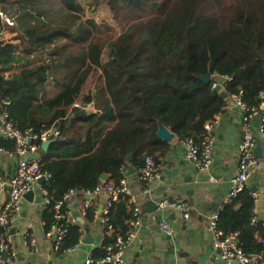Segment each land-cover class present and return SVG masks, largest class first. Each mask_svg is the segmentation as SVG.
<instances>
[{
	"label": "trees",
	"instance_id": "16d2710c",
	"mask_svg": "<svg viewBox=\"0 0 264 264\" xmlns=\"http://www.w3.org/2000/svg\"><path fill=\"white\" fill-rule=\"evenodd\" d=\"M95 2H103L123 25L107 54L97 42L96 23L83 20L79 0H0L1 6L27 4L31 9L27 14L49 19L24 29L18 35L20 46L0 42V91L10 100L14 125L39 133L53 125L61 130L47 150L40 148L41 168L52 175L43 184L53 198L42 213L45 235L56 223L54 204L71 189L93 193L103 183V174L109 176L106 183L117 185L123 169L143 168L147 156L159 164V155L166 157L171 149L158 136L159 122L179 141L192 138L201 143L205 123L225 111L228 97L242 91L247 105L258 106L264 91V0ZM45 3L55 5L54 15L42 10ZM93 72H100L101 85L96 94L85 93ZM208 74L211 80L205 83L202 77ZM224 76L231 80L212 89L216 78ZM50 82L63 90L56 101L60 106L51 114L38 105ZM94 97L101 115L71 112L76 101L84 110ZM41 110L49 121L40 117ZM0 149L13 152L15 144L0 136ZM251 191L226 203L218 221L225 233H238L248 255L264 251L259 240L264 234L262 221L251 223L255 204ZM130 206L129 197L121 195L110 207L108 217L115 230L111 237H103L94 257L104 255L103 246L131 229ZM97 209L90 205L85 221L95 220ZM68 229L57 254L82 242L79 222ZM5 236L0 226V246Z\"/></svg>",
	"mask_w": 264,
	"mask_h": 264
},
{
	"label": "crops",
	"instance_id": "0c3cea01",
	"mask_svg": "<svg viewBox=\"0 0 264 264\" xmlns=\"http://www.w3.org/2000/svg\"><path fill=\"white\" fill-rule=\"evenodd\" d=\"M0 9L14 17L16 21L15 26L4 27V33L0 40L3 44L11 43L20 46L21 39H18V35L24 29L49 20L44 16L37 19L34 16L35 13L27 14L31 10L27 4L10 3L5 6L0 5ZM20 51L23 52V48ZM48 84V92L46 89L47 94L42 97L38 105H43L47 109L46 112L51 114L55 112L57 106H60L56 101L63 90L58 86L60 89L56 93L50 94L52 83ZM91 92L96 94V89H92ZM74 104L82 105L80 101H76ZM76 108L71 109V112L78 116L84 115L85 110L89 114L97 112L98 115H101L103 113L95 97L86 109L83 110L82 106ZM44 116L45 112L41 110L40 117ZM63 118L65 120L67 117ZM44 120L49 121V118L44 117ZM80 121L84 122L83 119ZM241 122L240 108L232 102L231 97H228V106L223 113L218 115V123L212 132L214 138L213 165L208 171H198L196 164L189 159L186 148L177 136L172 142H168L171 149L166 157L159 155L160 163H156L160 166L161 177L159 180L148 184L141 177V168L134 169L129 166L123 169L122 179L126 181L128 187L127 196L130 207H138L142 211L141 224L134 227L136 237L125 254L128 264H226L221 260L219 251L214 248L209 225L213 214L229 202L227 196L230 182L236 175L239 165ZM90 128L92 125L88 130ZM255 144L254 153L261 163L254 170L249 180V187L255 188V192L259 195L257 202L259 218L264 221V137L257 134ZM37 157H41V152L37 154ZM17 167L18 158L16 156L0 151V175L10 178L15 174ZM131 169L136 171L132 172ZM43 184L38 183L33 190L36 198H41L40 201H29L24 198L21 213L11 226L10 235L17 253V258L12 264H85L88 258L94 254L93 250L102 247L105 236L104 215L109 196L104 193H78L71 199L69 208L72 215L79 223L84 222L82 240L85 237L86 227L95 241L87 246L81 242L72 251L57 254L54 249V236L45 235L43 230L42 213L47 206L41 193ZM6 192L8 194L9 189H6ZM171 197L174 198V202H183L187 205L189 214L187 218L183 211L172 206L148 213L149 202L155 200L160 206L164 200L168 202ZM87 203L98 208L95 211L96 218L91 222L85 221L84 218ZM2 206L0 205V209ZM160 218L171 226L172 235H168L160 229L162 223L159 222ZM28 232L36 235L35 249L27 248L26 234ZM97 238H100V241H97ZM0 264H6V262L1 260Z\"/></svg>",
	"mask_w": 264,
	"mask_h": 264
},
{
	"label": "built area",
	"instance_id": "2783aa9c",
	"mask_svg": "<svg viewBox=\"0 0 264 264\" xmlns=\"http://www.w3.org/2000/svg\"><path fill=\"white\" fill-rule=\"evenodd\" d=\"M15 25V18L0 9V40L4 33V27H13ZM216 79L217 82H214L212 89H221L224 81L231 80V78L227 76L217 77ZM242 96V91L231 96L232 102L238 106L242 112V136L239 143V165L236 175L230 182V189L227 196L228 201L236 199L245 190L251 189L249 187V180L254 170L261 163V160L256 158L254 150L256 135L260 134L264 137V91L260 93V104L258 106L247 105L243 101ZM10 104V100L3 97L0 91V136L12 140L15 144L13 152L4 149H0V151L18 158V167L12 177L5 178L0 175V194L6 191V189H9L7 200L0 209V226L4 227L6 230L5 240L0 246V262L2 260V253L8 251L9 256L7 261H5L6 264H12L17 258L10 231L13 222L21 213V206L25 194L33 191L40 179L44 178L45 181H47L52 177L49 172H44L42 170L40 159L37 157V154L40 152L41 145L44 142L54 140L61 134V130L56 125L40 133L34 131L32 128L21 130L14 125L10 118L8 110ZM74 106L78 108L80 105L75 104ZM260 115L262 117L258 121V126L255 128L254 122ZM217 123L218 115L205 123L204 129L206 135L203 142L198 143L192 138L181 141L182 145L187 150L189 159L194 161L200 172L208 171L213 165L214 138L212 132ZM140 173L142 179L148 184L159 180L161 177L160 166L156 164L152 156L146 157L145 165L140 169ZM41 193L44 196L46 204H50L53 198L50 196L49 192L42 187ZM93 193H104L109 196L105 209L103 228L105 235L111 237L115 228L108 217L109 209L121 195H128L129 191L126 181L122 179L117 185L103 181ZM77 194V190L71 189L64 195L62 200L54 204L53 209L56 223L48 234L54 236V249L56 251L60 250L64 240L68 237L69 226L78 223V220L72 215L69 208L71 199ZM251 195L255 203L251 212V223L256 224L262 221V226L264 227V221L259 218V210L257 207L259 195L255 191H251ZM166 206H172L183 211L186 218L189 216L188 207L183 202L169 203V201L167 202V200H164L159 207L165 208ZM89 207L90 203H87L85 211ZM64 208L66 210H64ZM133 214L134 219L130 221L131 229L128 230L126 235H117L113 242L103 246L104 255L100 257H94L92 255L85 264H128L125 260V254L136 237L134 227L139 226L142 220V211L140 208H133ZM218 221L219 210L211 217L209 230L212 233L214 248L219 251L220 258L224 263L264 264V251L259 254H246L241 246L238 233H225L219 229ZM160 229L168 235L173 234V229L166 222L160 224ZM26 238L27 248L35 249L37 245L35 233L28 232ZM259 240L264 244V234ZM73 249L74 248L68 249L65 252H70Z\"/></svg>",
	"mask_w": 264,
	"mask_h": 264
},
{
	"label": "rangeland",
	"instance_id": "374dc122",
	"mask_svg": "<svg viewBox=\"0 0 264 264\" xmlns=\"http://www.w3.org/2000/svg\"><path fill=\"white\" fill-rule=\"evenodd\" d=\"M79 3L82 4L84 7L82 17L83 20L90 19L96 23L97 31L95 36L97 38V42L103 46L105 54L109 53L110 44L121 33L123 25H121L120 20H117L112 16L110 10L105 4H103V2H100L98 4L95 2V0H90L89 2L85 0H79ZM43 7L44 8L42 10L47 14L54 15L56 13V7L51 3H45L43 4ZM38 21L36 22L39 23ZM60 44L63 45L65 43L60 42ZM100 85V72H93L89 75L87 79L84 91L85 93H90L92 89H97ZM58 89L60 88L52 85L49 93L54 94L58 91Z\"/></svg>",
	"mask_w": 264,
	"mask_h": 264
},
{
	"label": "water",
	"instance_id": "95a60500",
	"mask_svg": "<svg viewBox=\"0 0 264 264\" xmlns=\"http://www.w3.org/2000/svg\"><path fill=\"white\" fill-rule=\"evenodd\" d=\"M210 80H211V74H208V75L202 77V81H204L205 83L210 82ZM221 96L223 98H227V94L225 92H221ZM261 117L262 116L260 115L258 117V119L254 122V127L255 128L258 126V121L261 119ZM158 136H159V138H161L162 140L167 141V142H172L175 139V137H176V135L168 127H166L165 125H163L161 122H159ZM51 142H52V140H48L47 142H44L42 144V148L44 150H47V148L49 147V145L51 144ZM130 158L131 157H129V159ZM130 171L135 172L136 170L131 169ZM108 177H109L108 175L103 174L101 176V179H102V181H107L108 180ZM44 182H45V179L44 178H42V179L39 180V183L40 184H43ZM252 189H253V191H255V188H252ZM24 198L26 200H29V201L36 200L37 202L40 201V199H41L40 197H37L36 198L34 191H30L27 194H25ZM6 200H7V194H6V191H3L0 194V205H4L5 202H6ZM168 201H169V203H173L174 202V198L171 197ZM149 204H150V207H149V212L148 213H154L156 211L162 210V208H160L158 206V203L155 200L149 202ZM159 222H163V219L160 218L159 219ZM80 224L81 225H84V222L81 221ZM94 241H95V238L92 236V234L90 233L89 229L85 227V237L82 240L83 245L84 246L91 245V244L94 243ZM97 241H100V238H97ZM8 256H9L8 251H4L2 253V261L3 262L7 261Z\"/></svg>",
	"mask_w": 264,
	"mask_h": 264
}]
</instances>
